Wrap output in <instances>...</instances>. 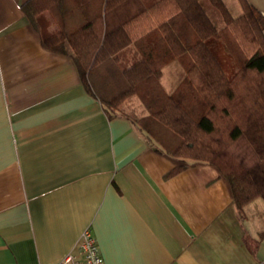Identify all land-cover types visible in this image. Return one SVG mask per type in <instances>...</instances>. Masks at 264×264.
Listing matches in <instances>:
<instances>
[{
	"label": "crops",
	"instance_id": "0c3cea01",
	"mask_svg": "<svg viewBox=\"0 0 264 264\" xmlns=\"http://www.w3.org/2000/svg\"><path fill=\"white\" fill-rule=\"evenodd\" d=\"M25 1L0 0V264H56L86 228L105 264H264V200L239 214L215 166L109 118L73 59L43 47Z\"/></svg>",
	"mask_w": 264,
	"mask_h": 264
},
{
	"label": "trees",
	"instance_id": "16d2710c",
	"mask_svg": "<svg viewBox=\"0 0 264 264\" xmlns=\"http://www.w3.org/2000/svg\"><path fill=\"white\" fill-rule=\"evenodd\" d=\"M209 2L223 27L202 0H26L21 8L43 47L73 59L109 118H129L159 153L215 166L242 215L248 203L264 200V13L249 0H239V15L225 0ZM131 44L141 57L123 66ZM174 60L186 75L168 92L161 77ZM134 94L146 115L123 109Z\"/></svg>",
	"mask_w": 264,
	"mask_h": 264
},
{
	"label": "rangeland",
	"instance_id": "374dc122",
	"mask_svg": "<svg viewBox=\"0 0 264 264\" xmlns=\"http://www.w3.org/2000/svg\"><path fill=\"white\" fill-rule=\"evenodd\" d=\"M157 1H159V0H144L145 4L147 6L153 4ZM202 2H203L205 10L209 14V16L212 18L214 23L218 27H223L224 21H223V18H222L220 11L215 6H213L209 2V0H202ZM226 3L234 15H239L241 13L242 9H241V5H240L239 0H226ZM50 19H51V17H50ZM57 29H58V26L53 21L51 24V30L56 31ZM134 48H135L134 45H132L131 47H129L126 51H124L122 53V56H123L122 65L123 66H128L131 63H133L134 61H136L135 59H137V58L133 59V54L131 53V52H133V50H135ZM175 64H177L176 66L178 67V69L174 70L173 65L166 67L164 69L162 77H161V81H162L165 89L168 92H171L173 90V88H174L173 85H174L176 80L181 81L182 80L181 78H183L186 75V71H185L183 65L181 64V62L176 61ZM124 103H125V105H124ZM123 106L125 108V111H130L131 115H141V113H143V112L145 113L147 111L144 103L141 100V98L136 94L130 95L129 97H127L125 99V101L123 102ZM260 200H263V198H260Z\"/></svg>",
	"mask_w": 264,
	"mask_h": 264
},
{
	"label": "built area",
	"instance_id": "2783aa9c",
	"mask_svg": "<svg viewBox=\"0 0 264 264\" xmlns=\"http://www.w3.org/2000/svg\"><path fill=\"white\" fill-rule=\"evenodd\" d=\"M56 264H105L92 230L86 228L77 242L76 249L66 254Z\"/></svg>",
	"mask_w": 264,
	"mask_h": 264
}]
</instances>
